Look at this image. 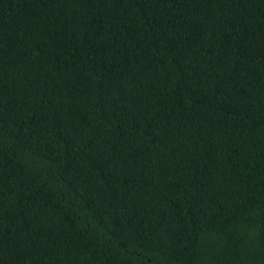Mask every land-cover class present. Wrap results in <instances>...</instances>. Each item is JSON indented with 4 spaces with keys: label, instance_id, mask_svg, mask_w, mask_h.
Masks as SVG:
<instances>
[{
    "label": "trees",
    "instance_id": "obj_1",
    "mask_svg": "<svg viewBox=\"0 0 264 264\" xmlns=\"http://www.w3.org/2000/svg\"><path fill=\"white\" fill-rule=\"evenodd\" d=\"M0 264H264V0H0Z\"/></svg>",
    "mask_w": 264,
    "mask_h": 264
}]
</instances>
